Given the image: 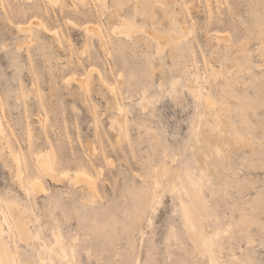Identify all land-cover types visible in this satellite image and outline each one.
Here are the masks:
<instances>
[{
  "label": "rangeland",
  "instance_id": "obj_1",
  "mask_svg": "<svg viewBox=\"0 0 264 264\" xmlns=\"http://www.w3.org/2000/svg\"><path fill=\"white\" fill-rule=\"evenodd\" d=\"M0 124L1 210L72 264H264V0H0Z\"/></svg>",
  "mask_w": 264,
  "mask_h": 264
},
{
  "label": "bare ground",
  "instance_id": "obj_2",
  "mask_svg": "<svg viewBox=\"0 0 264 264\" xmlns=\"http://www.w3.org/2000/svg\"><path fill=\"white\" fill-rule=\"evenodd\" d=\"M55 1H58V0H55ZM100 1H103V0H100ZM107 2V1H106ZM101 3V2H100ZM124 24V23H123ZM94 25V24H93ZM87 26V25H86ZM85 26V27H86ZM137 27V26H136ZM135 27V28H136ZM92 29V28H91ZM115 35V34H114ZM167 41V40H166ZM201 85H199V88L196 90V94L198 97H203L202 93H201V90L202 89L200 87ZM204 99V97L202 98ZM207 99V97H206ZM209 100V99H208ZM208 100H207V103H208ZM205 102V101H204ZM210 102V101H209ZM0 127H1V124H0ZM3 143V142H2ZM11 152V151H10ZM47 156V155H46ZM12 157V156H11ZM11 159V158H10ZM13 159V158H12ZM19 160V159H18ZM18 163V162H17ZM38 164L40 166V168L43 170V171H47L48 172V166L45 164V162H43L42 160L38 161ZM16 166V165H15ZM17 168V175L20 176V170H18V166L16 167ZM15 170V169H14ZM15 173V172H14ZM22 174V173H21ZM23 175V174H22ZM64 177H66L67 175L64 174L63 175ZM69 176V175H68ZM74 179L76 180H82L83 178H86L87 175L83 172V171H77V172H74V175H73ZM72 177V178H73ZM71 178V177H70ZM18 181V180H17ZM34 181V180H33ZM37 181V179H36ZM19 183V182H18ZM42 183V182H41ZM80 183V182H79ZM27 192L29 190H26ZM26 192V193H27ZM25 193V195H26ZM29 193V192H28ZM192 193H190L189 191H186V195L188 197H190V201H191V204H192V208L191 207H187L185 205H183V211H184V216H185V219L188 221L189 223V226L190 228L193 230V229H196L198 226H196V223H195V215H194V212H192V210H198L199 209V200H198V197L196 195H191ZM198 194V193H197ZM8 204V203H7ZM7 211H8V216L3 212V210H1V206H0V264H20L18 262V259H17V254L16 252L12 251L10 246H9V240H5V237L8 236L10 238V234H14L13 236H16V238L24 243L25 245L29 246V247H33V244L35 242H39L40 243V247L47 250V252L49 254H53L55 256L56 259H58L60 262L62 261H66V264H72L71 263V260H67L66 257V253L64 251V249H61L59 251H54L53 250V247H47L45 245L44 242H42L41 240H39V236L36 235V234H33L31 233V231L29 230V226H28V222L27 221H22L20 217H14L9 209L11 208L10 205L9 207L8 206H5ZM15 208V207H14ZM20 213V212H19ZM22 213V212H21ZM203 217V216H202ZM30 220V219H29ZM203 222V221H202ZM199 224V223H198ZM202 226V224H200ZM196 226V228H195ZM204 228V227H203ZM200 230V229H199ZM200 232V231H199ZM59 235V234H58ZM60 237V236H59ZM58 240V239H57ZM57 240L55 242H57ZM193 240V239H192ZM198 240H200L198 238ZM59 241V240H58ZM194 241V240H193ZM202 241V240H201ZM205 239L203 240L202 243H204ZM209 241V240H208ZM57 244V243H56ZM200 244V243H199ZM207 244V243H206ZM212 247V246H211ZM202 248H206V247H202ZM202 248H201V251H202ZM211 251V250H210ZM204 252V251H203ZM212 252V251H211ZM205 253V252H204ZM212 256V255H211ZM39 264H54V261H53V258L48 255L46 261L44 258L39 257Z\"/></svg>",
  "mask_w": 264,
  "mask_h": 264
}]
</instances>
